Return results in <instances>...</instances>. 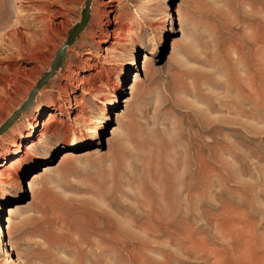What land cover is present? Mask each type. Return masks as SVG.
Returning <instances> with one entry per match:
<instances>
[{
	"label": "rangeland",
	"instance_id": "rangeland-1",
	"mask_svg": "<svg viewBox=\"0 0 264 264\" xmlns=\"http://www.w3.org/2000/svg\"><path fill=\"white\" fill-rule=\"evenodd\" d=\"M85 1L0 0V123ZM99 1L0 134V264H264V0Z\"/></svg>",
	"mask_w": 264,
	"mask_h": 264
},
{
	"label": "water",
	"instance_id": "water-1",
	"mask_svg": "<svg viewBox=\"0 0 264 264\" xmlns=\"http://www.w3.org/2000/svg\"><path fill=\"white\" fill-rule=\"evenodd\" d=\"M89 4L90 0L85 1V5L82 9V20L81 22L75 24L73 28L70 29L69 35L66 40L60 45V47L55 51L53 60L51 62L50 68L43 71L39 78L36 80V83L28 92L27 97L23 100L12 112L5 118L3 122L0 123V134L3 133L8 127H10L20 116V114L27 110L34 102L36 93L38 89L44 84L47 79L55 72V70L62 64L65 54H66V46L73 37L77 34L79 29L86 22L89 15Z\"/></svg>",
	"mask_w": 264,
	"mask_h": 264
},
{
	"label": "bare ground",
	"instance_id": "bare-ground-1",
	"mask_svg": "<svg viewBox=\"0 0 264 264\" xmlns=\"http://www.w3.org/2000/svg\"><path fill=\"white\" fill-rule=\"evenodd\" d=\"M92 3V0H90V4H89V14H90V6H91V14H92V16H94L95 15V13H96V11H97V9H98V5L100 4V1L99 0H93V3ZM111 20V18L109 17L108 18V22ZM84 26H85V24H83V26L79 29V33H80V31L84 28ZM113 31V34H114V37H116V32H115V29H113L112 30ZM84 33V32H83ZM107 33L108 34H110V31L107 29ZM61 35V34H60ZM69 35V30H67L66 31V35H65V38L67 37ZM59 37V36H58ZM19 46V45H18ZM23 46V47H22ZM21 47V48H20ZM16 48V47H15ZM24 52H26V50H25V46L22 44V45H20L19 47H17L14 51H13V53H10V54H12L9 58H7L6 59V62H4V63H1L0 64V72L2 71L3 72V70L4 69H6L7 68V64H8V62H10V61H12V60H15L16 58H18V57H21L23 54H24ZM28 53V52H27ZM26 53V54H27ZM24 56V55H23ZM148 60V59H147ZM103 65H105V61H103V62H101ZM8 69V68H7ZM2 76V75H1ZM239 87V86H238ZM240 88V87H239ZM2 165V164H1ZM96 228V227H95ZM47 240V239H46ZM80 241V240H79ZM46 242V241H45ZM81 242V244H82V240L80 241ZM47 243H48V241H47Z\"/></svg>",
	"mask_w": 264,
	"mask_h": 264
}]
</instances>
